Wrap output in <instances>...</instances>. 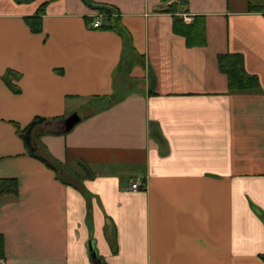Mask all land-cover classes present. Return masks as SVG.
Here are the masks:
<instances>
[{
    "label": "crops",
    "instance_id": "obj_1",
    "mask_svg": "<svg viewBox=\"0 0 264 264\" xmlns=\"http://www.w3.org/2000/svg\"><path fill=\"white\" fill-rule=\"evenodd\" d=\"M92 1L121 31L92 28L82 0H0V178L18 181L0 199L5 264H93L90 247L101 264H264V13L186 0L206 40L188 46L160 0ZM224 53L257 89L228 91ZM36 116L37 152L81 188L26 153L14 124Z\"/></svg>",
    "mask_w": 264,
    "mask_h": 264
},
{
    "label": "trees",
    "instance_id": "obj_2",
    "mask_svg": "<svg viewBox=\"0 0 264 264\" xmlns=\"http://www.w3.org/2000/svg\"><path fill=\"white\" fill-rule=\"evenodd\" d=\"M87 5L97 9L100 13L106 18V23L101 24L100 27L108 29L117 28L116 18L112 17L115 8L106 4L95 3L92 0H82ZM160 10L162 12L172 13L174 16L173 30L174 32L180 33L185 37L186 44L188 46L193 45H204L205 40V31L203 22L199 21L202 19V16H195L193 21L189 24L183 22L181 17L182 13L187 12V1L186 0H160ZM46 4L43 3L40 5L34 15L25 17V21L32 32H40L42 29L41 17L44 11ZM248 10L249 11H258L264 13V1L263 0H248ZM198 20V21H197ZM93 18L91 19V22ZM177 21L182 23V26H177ZM90 22V23H91ZM218 69L226 74L228 82V91L229 92H246L255 90L259 87V80L257 76L250 74L246 71L244 67L243 56L239 53H224L217 56ZM14 73L11 70L5 75V79L9 78V75ZM8 77V78H7ZM8 82V81H7ZM14 91L17 89L14 86H11ZM103 103H100L97 106H94L86 111V113H92L96 110L103 108ZM89 108V107H88ZM87 113V114H88ZM49 119L45 117L36 116L34 117L26 126L21 127L19 124L15 123L16 132L21 137L24 142L26 153L31 156H34L41 161H43L48 167L56 172V177L66 184L75 186L76 188H81L80 176L71 174L65 166L57 162L54 159H51L47 153L39 154L37 152V137L36 132L37 128L43 123L47 122ZM18 195V181L15 178H0V199L12 196L16 197ZM4 257V240L2 235H0V258ZM264 259V256H262Z\"/></svg>",
    "mask_w": 264,
    "mask_h": 264
},
{
    "label": "water",
    "instance_id": "obj_3",
    "mask_svg": "<svg viewBox=\"0 0 264 264\" xmlns=\"http://www.w3.org/2000/svg\"><path fill=\"white\" fill-rule=\"evenodd\" d=\"M80 115L77 112L69 114L62 121V130L69 131L76 123L80 121ZM90 256L93 264H101L100 259L97 257L96 252L90 247Z\"/></svg>",
    "mask_w": 264,
    "mask_h": 264
},
{
    "label": "built area",
    "instance_id": "obj_4",
    "mask_svg": "<svg viewBox=\"0 0 264 264\" xmlns=\"http://www.w3.org/2000/svg\"><path fill=\"white\" fill-rule=\"evenodd\" d=\"M113 14H116L113 12ZM104 15L102 13H98L94 15L93 21L90 23V26L92 28H99L101 26V18ZM145 182H140V181H133L130 185L131 189H139V188H144L145 187ZM0 264H5V261L3 258H0Z\"/></svg>",
    "mask_w": 264,
    "mask_h": 264
}]
</instances>
